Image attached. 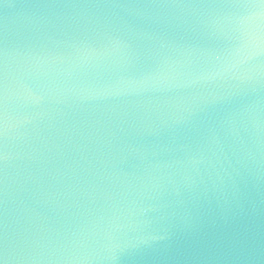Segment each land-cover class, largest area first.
Masks as SVG:
<instances>
[{
	"label": "water",
	"instance_id": "1",
	"mask_svg": "<svg viewBox=\"0 0 264 264\" xmlns=\"http://www.w3.org/2000/svg\"><path fill=\"white\" fill-rule=\"evenodd\" d=\"M2 264H264V3L0 0Z\"/></svg>",
	"mask_w": 264,
	"mask_h": 264
},
{
	"label": "snow or ice",
	"instance_id": "2",
	"mask_svg": "<svg viewBox=\"0 0 264 264\" xmlns=\"http://www.w3.org/2000/svg\"><path fill=\"white\" fill-rule=\"evenodd\" d=\"M261 3H264V0H260ZM0 264H2V262H0Z\"/></svg>",
	"mask_w": 264,
	"mask_h": 264
}]
</instances>
